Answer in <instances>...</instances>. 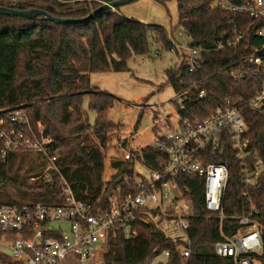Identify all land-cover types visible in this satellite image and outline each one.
<instances>
[{
  "label": "trees",
  "instance_id": "1",
  "mask_svg": "<svg viewBox=\"0 0 264 264\" xmlns=\"http://www.w3.org/2000/svg\"><path fill=\"white\" fill-rule=\"evenodd\" d=\"M112 1L0 0V6L81 19ZM176 1L178 26L189 38L187 46L204 49L195 56L202 60L199 68L190 70L191 58L184 52L179 64L166 71V83L172 85L176 96L183 92L179 98L182 106L177 98L172 100L180 118L204 121L225 106L240 107L247 125L246 148L256 152L264 166V116L247 105L264 84V76L253 75L257 65L247 56L264 46V39L247 33L234 48L218 47L250 23L247 16L226 6L240 5L243 0ZM119 8L102 10L77 23L0 14V109H24L33 133L52 139L46 147L56 155L57 167L47 168L44 155L25 148L3 158L0 137V204H62V177L75 199L92 204L98 212L109 207L113 194L121 196L133 187L136 172L132 160L113 161L112 169L117 172L103 178L106 153L114 146L119 125L108 118L114 96L93 87L90 74L127 70L130 57L150 53V35L162 49H174L173 30L169 35L159 24L129 19ZM240 73H244L242 78H238ZM202 91L204 96H200ZM84 98L94 112L92 123L82 107ZM20 130L29 134L28 128ZM140 154L149 168L160 169L162 157L151 144L142 147ZM208 156L205 163H223L228 168L222 219L204 207L202 178L181 174L178 185L192 207L188 242L161 231L151 217L162 212L153 210L146 218L137 219L135 237L127 240L119 233L110 237L101 262L96 264H153L166 251L171 264H233L231 258L217 256L214 245L221 232L230 236L242 228L239 218L249 212L245 192L258 210L252 219L258 223L262 241L261 251L250 258L254 264H264V169L257 182L245 188L241 160L230 145L222 154L209 152ZM182 244L191 250L186 259L180 257ZM9 260L0 252V264H10Z\"/></svg>",
  "mask_w": 264,
  "mask_h": 264
},
{
  "label": "built area",
  "instance_id": "2",
  "mask_svg": "<svg viewBox=\"0 0 264 264\" xmlns=\"http://www.w3.org/2000/svg\"><path fill=\"white\" fill-rule=\"evenodd\" d=\"M226 6L247 16L250 23L235 32L232 38L219 42V48L236 47L247 33L264 39V0H243L240 5ZM173 44L174 50L179 53L181 49L187 50L191 58V71L199 68L202 60L195 56L204 51L203 48L183 47L174 40ZM247 60L257 65L253 75L264 76V46L252 51ZM243 76L244 73H240L238 78ZM182 94H178L177 98ZM204 95L202 91L200 96ZM179 102L182 106L180 99ZM247 105L264 116V84L248 100ZM0 114V126L6 127L0 129L3 158L10 151L30 149L46 157L47 168L57 169L56 155H51L46 147L52 143V139L42 134L37 137L33 133L23 108L0 109ZM21 127L28 128L29 134L20 130ZM246 131L247 125L240 107L225 106L204 121L179 117L176 129L168 130L150 143L162 157L160 169L156 170L145 164L140 150L131 143L133 137L118 140L115 146L120 150L122 160H132L136 172L130 190L121 196L113 194L109 207L96 212L92 204L75 199L69 185L61 177L65 193V202L62 204H0V252L9 257L10 264L100 263L109 238L118 233L127 240L135 237L137 219L146 218V214L153 210L174 213L183 234L179 238L188 242V217L192 215V207L191 200L178 185L179 176L189 174L201 177L204 207L222 219L228 168L223 163L205 161L209 152L222 154L230 145L241 160L245 188L254 185L264 166L256 152L246 148ZM141 170L145 173L142 174ZM245 195L249 212L239 218L242 228L230 236L221 232V239L214 245L216 255L231 258L233 264H254L250 255L259 253L262 248L258 223L252 219L258 210L247 192ZM190 253L189 245L180 246L181 258H188ZM163 255L165 260L161 264H171L169 253L166 251Z\"/></svg>",
  "mask_w": 264,
  "mask_h": 264
},
{
  "label": "rangeland",
  "instance_id": "3",
  "mask_svg": "<svg viewBox=\"0 0 264 264\" xmlns=\"http://www.w3.org/2000/svg\"><path fill=\"white\" fill-rule=\"evenodd\" d=\"M153 9L140 14L142 23L159 24L165 28L176 43L183 47L189 43V38L178 26V12L176 0H165V3L153 0ZM150 53L147 55L132 56L127 61L125 71L93 72L90 81L93 87L108 92L114 96L113 106L109 110L108 118L117 123L114 146L106 153L104 179H109L117 170H113V161L122 160L121 152L115 143L118 140L133 137L131 143L139 150L157 140L168 130L177 128L179 114L177 105L172 102L177 98L172 85L166 83V71L177 66L181 54L174 49H162L153 37L149 36ZM179 101V98H177ZM83 109L88 114L89 121H94V112L88 108V100L84 98ZM119 142V141H118ZM141 169V168H140ZM142 174L145 173L141 170ZM63 184V183H62ZM151 221L170 237H182L177 219L171 211L162 212V215L151 217ZM165 256L160 254L153 264L162 263Z\"/></svg>",
  "mask_w": 264,
  "mask_h": 264
},
{
  "label": "water",
  "instance_id": "4",
  "mask_svg": "<svg viewBox=\"0 0 264 264\" xmlns=\"http://www.w3.org/2000/svg\"><path fill=\"white\" fill-rule=\"evenodd\" d=\"M135 0H115L110 3H103L101 6H99L97 9L90 12L86 17L81 19H74V18H60V17H54L45 11L38 10V9H30V10H18L13 8H7L4 6H0V14L2 15H14V16H23L26 18H34L36 16H41L42 19L50 20L55 23H77L81 21H85L93 17L96 13L102 11V10H110L115 9L116 7H120L125 4H129Z\"/></svg>",
  "mask_w": 264,
  "mask_h": 264
},
{
  "label": "crops",
  "instance_id": "5",
  "mask_svg": "<svg viewBox=\"0 0 264 264\" xmlns=\"http://www.w3.org/2000/svg\"><path fill=\"white\" fill-rule=\"evenodd\" d=\"M152 4L156 5L153 0H136L120 6L119 10L125 17L136 20L139 19L140 14L153 9Z\"/></svg>",
  "mask_w": 264,
  "mask_h": 264
}]
</instances>
